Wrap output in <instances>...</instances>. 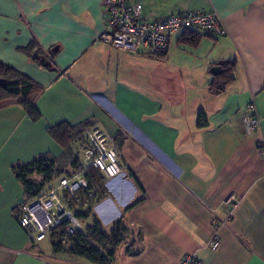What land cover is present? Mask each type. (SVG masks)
Listing matches in <instances>:
<instances>
[{
  "label": "crops",
  "instance_id": "crops-1",
  "mask_svg": "<svg viewBox=\"0 0 264 264\" xmlns=\"http://www.w3.org/2000/svg\"><path fill=\"white\" fill-rule=\"evenodd\" d=\"M106 1L0 0V63L42 88L35 101L41 119L89 122L88 129H100L117 148L124 176L104 179L100 201L123 210L109 224L122 219L141 241L118 247L112 264H179L190 254L202 264H264V0H129L149 21L186 12H215L221 19L224 36L201 33L194 47L173 36L157 59L101 40ZM33 41L53 54L55 70L19 51ZM222 63L219 69L229 67L234 79L212 95L211 70ZM20 101L0 102V128L28 120ZM250 103L260 119L255 132L243 122ZM46 129L34 147L49 143ZM142 136L160 160L151 158ZM4 166L0 264H89L54 254L48 240L45 246L29 241L15 219L23 190ZM99 202L82 223L87 227L95 217L108 232L94 211ZM215 231L213 251L206 243Z\"/></svg>",
  "mask_w": 264,
  "mask_h": 264
},
{
  "label": "built area",
  "instance_id": "built-area-1",
  "mask_svg": "<svg viewBox=\"0 0 264 264\" xmlns=\"http://www.w3.org/2000/svg\"><path fill=\"white\" fill-rule=\"evenodd\" d=\"M104 16L105 32L101 36L104 43L119 52L142 54L153 59L164 56L171 38L185 30L212 36L225 35L221 19L215 12H186L149 21L143 17L140 4L130 3L129 0H107ZM247 111L251 114L243 119L246 130L258 131L260 119L252 103L247 106ZM75 146L80 163L76 173L58 177L54 180L57 182L55 186L54 181L51 182L17 209L15 219L18 226L34 245L49 240L50 233L59 227H64L68 237L78 236L84 231L76 212L93 203V195L89 193L83 177L87 170L97 171L106 181L124 176L116 147L100 129H87ZM259 146L261 148L263 144ZM206 246L213 251L218 249V231L214 232ZM179 264H202V261L190 254L183 257Z\"/></svg>",
  "mask_w": 264,
  "mask_h": 264
},
{
  "label": "trees",
  "instance_id": "trees-1",
  "mask_svg": "<svg viewBox=\"0 0 264 264\" xmlns=\"http://www.w3.org/2000/svg\"><path fill=\"white\" fill-rule=\"evenodd\" d=\"M199 34H201L199 31L185 30L179 34L181 35L179 36V44L194 47L202 38ZM37 47L38 45L33 41L27 48L19 51L30 57L33 62L44 70H55L53 54L50 52L44 54ZM233 79V70L225 67L220 76L214 77L210 85V93L212 95L222 94L225 87ZM41 93L42 88L39 85L32 83L13 68L0 63V102L8 99H20L22 110L32 122L36 123L42 117L35 107V101ZM199 125H201V119L199 120ZM90 126L89 122L79 125L61 122L46 129L49 137L62 151H69L71 149L73 154V171L68 175L62 176H70L79 169L80 163L76 156L78 150L75 152L77 149L75 145L78 144V138ZM116 138H118V135ZM11 171L23 190L25 200L20 204L22 205L36 197L47 185L53 182L52 178L57 170L55 162L52 159L40 157L29 164L13 167ZM37 177H40V180ZM83 177L88 184L89 193L93 195V203L92 206L85 210L76 212L81 222L89 218L92 207L105 198L106 195L104 191L105 180L100 173L89 169L84 173ZM84 195L85 193L81 196ZM70 208L74 209L72 205H70ZM125 233L126 229L122 219L113 223L111 229L106 232L101 222L92 217L91 225L84 227V231L78 236L68 237L66 236L64 227H59L50 233L48 241L54 254H65L70 257L83 259L89 264H112L117 248L121 245L130 246V243H124L123 241ZM140 241L141 238L138 236V242ZM127 250L129 251V248Z\"/></svg>",
  "mask_w": 264,
  "mask_h": 264
},
{
  "label": "rangeland",
  "instance_id": "rangeland-1",
  "mask_svg": "<svg viewBox=\"0 0 264 264\" xmlns=\"http://www.w3.org/2000/svg\"><path fill=\"white\" fill-rule=\"evenodd\" d=\"M154 68V67H153ZM139 67L137 68V71ZM140 70H143L141 65ZM136 71V72H137ZM149 71V69H148ZM165 90H163V93ZM166 99L169 100V96L165 95ZM0 109V122L2 115L4 114L3 111ZM114 110L115 114L123 119L125 126L129 128L134 127L133 124H130L124 120V118L118 113L116 109ZM28 118V117H27ZM12 120L6 123L5 128H0V165H5L4 171L8 174V170L16 167L22 166L30 163L33 160L39 159L40 157L50 158L55 162L56 165V173L54 174L52 181L55 180L57 177L62 175H68L73 171L72 162H73V154L71 149L69 151H62L60 147L48 136V134L44 137L45 139L48 137L50 139L49 143L44 145L43 143L37 147H34L36 143H38V137H42V132H45L44 129L47 127L53 126L52 122H48L45 119H40L38 122H32L29 118L25 122H19V119L15 122L11 123ZM60 123V122H59ZM58 124V123H56ZM41 129V131H40ZM135 131V130H134ZM136 132V131H135ZM138 133V132H137ZM140 137V133H138ZM146 145V148L152 153L151 158H155L160 160L161 156L156 150L155 147L150 145L147 140L142 136L141 138ZM141 140V141H142ZM44 142V141H43ZM42 148V149H41ZM41 151V152H40ZM10 157L9 163L12 165H6L4 161L7 157ZM31 159V160H30ZM60 174V175H58ZM2 177H4L2 175ZM1 177V178H2ZM7 178V177H5ZM40 180V177H37ZM57 184L56 181L53 182V186ZM22 189L21 186H19ZM18 187V189H19ZM18 195L19 190H18ZM23 197V194H22ZM21 197V198H22ZM102 219L103 223H105L107 230L109 231L113 225L111 221L119 217V215L123 212L120 209H113L111 203H107V201H100L98 205L95 207L94 210ZM90 220L87 221V224H90ZM133 239L137 242L138 238L136 236H132L130 232H126L123 237L124 243H130ZM41 245H47V240L40 243Z\"/></svg>",
  "mask_w": 264,
  "mask_h": 264
},
{
  "label": "water",
  "instance_id": "water-1",
  "mask_svg": "<svg viewBox=\"0 0 264 264\" xmlns=\"http://www.w3.org/2000/svg\"><path fill=\"white\" fill-rule=\"evenodd\" d=\"M219 66L222 67L223 66V63L222 64H218L216 67L213 68V70H211V75L213 77H216V76L221 75L222 71L219 69Z\"/></svg>",
  "mask_w": 264,
  "mask_h": 264
}]
</instances>
